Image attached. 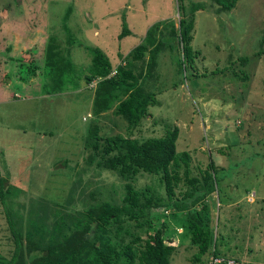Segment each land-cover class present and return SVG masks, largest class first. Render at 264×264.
Wrapping results in <instances>:
<instances>
[{
	"label": "rangeland",
	"instance_id": "obj_1",
	"mask_svg": "<svg viewBox=\"0 0 264 264\" xmlns=\"http://www.w3.org/2000/svg\"><path fill=\"white\" fill-rule=\"evenodd\" d=\"M191 1L203 5L194 13L190 41L196 52L194 70L187 67L184 80L173 62L176 52L165 49L158 54L159 76L154 87H149H158L157 103L148 107L150 115L142 120V133L155 135L167 122H174L177 150L190 153V175L212 159L218 168L219 192L218 199L215 192L211 194L208 223L217 224L216 231L224 239L222 249L235 264H264V61L261 55H253L259 42L264 46V0H237L227 12H214L216 6L207 0ZM68 5L72 11L66 22L74 41L99 48L113 64L122 62L117 52L125 54L138 44L153 22L166 32L168 22L175 25L179 18L175 0H50L42 8L43 21H24L28 4L0 0V25L7 34L8 55L22 58L27 55H21L23 50L36 51L33 45L44 36L46 24L53 31L60 30L58 22L62 23ZM122 14L130 33L117 39ZM69 51L77 66L89 61L81 45L72 44ZM237 55L248 56L246 62L235 60ZM13 63L0 67V81L5 82L0 83V175L30 196L55 202L74 198L77 207L78 198H86L90 190L98 188L101 197L104 189L117 186L120 180L114 174L84 163L87 126L95 123L102 136L127 133L124 120L111 110L98 115L90 112L94 82L44 94L38 78L31 77L29 83L18 81ZM215 67L226 68L214 72ZM195 72L198 75L191 77ZM13 79L17 80L10 83ZM145 180L138 176L137 183ZM74 181L79 186L71 193ZM166 221L167 234L175 238L176 245L169 264H196L190 261L195 247L180 226L183 220L166 217ZM6 245L0 242V250L5 251ZM1 263L5 260L0 256Z\"/></svg>",
	"mask_w": 264,
	"mask_h": 264
},
{
	"label": "trees",
	"instance_id": "obj_2",
	"mask_svg": "<svg viewBox=\"0 0 264 264\" xmlns=\"http://www.w3.org/2000/svg\"><path fill=\"white\" fill-rule=\"evenodd\" d=\"M47 1L50 0H15L20 5L28 4L24 21L34 18L38 22L45 18L42 8ZM207 1L216 6L214 12H227L237 0ZM175 3L179 15L175 25L170 20L169 29L163 32L159 23L153 22L138 44L125 54L117 52L122 64L111 63L97 47L74 41L66 22L71 5L61 15L60 30L53 31L46 24L44 36L33 45L36 51L23 50L21 55H27L22 58L8 55L7 34L2 33L0 25L1 68L14 61L17 68L13 76L23 83L31 77L38 78L39 90L44 94L62 93L79 88L82 83L87 86L94 82L90 112L98 115L111 110L124 120L127 130L124 136H102L95 123L87 126L83 138V149L87 150L84 163L111 172L120 183L104 189L101 197L98 188L90 190L86 198H78L80 207L76 206L74 198L64 197L55 202L30 196L0 175V242L7 244L5 251L0 250L5 260L1 264H169L176 245L175 238L167 234L166 217L183 220L180 226L185 228L189 242L195 247L191 262L226 264L225 261L231 259L235 264L236 260L222 249L225 244L222 234L216 231L217 224L208 223L211 194L215 192L218 199L219 192L218 168L212 159L209 158L197 174L190 175V153L187 149L177 150L178 127L174 122H167L155 135L142 133V120L150 115L148 107L157 103L155 90L158 87L154 90L149 87H154L159 76L158 54L165 49L175 51L173 62L184 80L187 67L193 69L196 52L191 49L190 41L194 13L203 5L191 0H175ZM129 33L122 14L116 37L121 39ZM72 44L81 45L89 55L85 66L72 62L69 54ZM258 46L253 55H261L264 61V46L261 42ZM247 57L237 55L235 60L244 63ZM223 68L215 67L214 72L226 67ZM5 75L8 76L7 71ZM197 75L195 72L190 76ZM176 80L174 82L178 83ZM0 83L5 82L2 79ZM138 176L146 180L139 184ZM183 185L185 189L181 190ZM78 186L79 182L74 181L71 193ZM25 196L23 202L19 200ZM28 198L32 202L28 203ZM243 200L246 203V198ZM254 202L255 199L251 201ZM27 213L34 217H26ZM215 258L220 259L219 263L212 262Z\"/></svg>",
	"mask_w": 264,
	"mask_h": 264
},
{
	"label": "built area",
	"instance_id": "obj_3",
	"mask_svg": "<svg viewBox=\"0 0 264 264\" xmlns=\"http://www.w3.org/2000/svg\"><path fill=\"white\" fill-rule=\"evenodd\" d=\"M219 261H220V259L219 258H215V259H213V263H219ZM225 263L226 264H233V261L231 260V259H227L226 261H225ZM208 264H211V263H208Z\"/></svg>",
	"mask_w": 264,
	"mask_h": 264
},
{
	"label": "clouds",
	"instance_id": "obj_4",
	"mask_svg": "<svg viewBox=\"0 0 264 264\" xmlns=\"http://www.w3.org/2000/svg\"><path fill=\"white\" fill-rule=\"evenodd\" d=\"M210 255H208L207 257H209Z\"/></svg>",
	"mask_w": 264,
	"mask_h": 264
}]
</instances>
